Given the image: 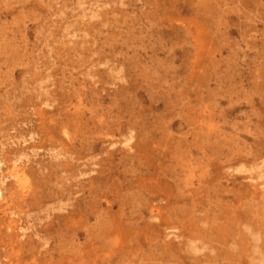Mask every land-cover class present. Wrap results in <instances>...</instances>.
<instances>
[{
    "label": "rangeland",
    "instance_id": "1",
    "mask_svg": "<svg viewBox=\"0 0 264 264\" xmlns=\"http://www.w3.org/2000/svg\"><path fill=\"white\" fill-rule=\"evenodd\" d=\"M76 90L115 129L93 152L70 139L87 110L59 126ZM176 152L193 221L166 216ZM13 194L38 200L15 214ZM59 229L50 264H264V0H0V249Z\"/></svg>",
    "mask_w": 264,
    "mask_h": 264
},
{
    "label": "bare ground",
    "instance_id": "2",
    "mask_svg": "<svg viewBox=\"0 0 264 264\" xmlns=\"http://www.w3.org/2000/svg\"><path fill=\"white\" fill-rule=\"evenodd\" d=\"M103 24H101L102 26ZM156 71H154L155 73V77L156 79L160 80L161 78H164L167 76V74H172L171 72L168 71V69H159V68H155ZM86 75H90L91 79L93 78V71L86 70L85 72ZM63 77H61L62 79ZM62 83L61 80H59V83ZM71 83H73V81H70ZM94 82V81H93ZM74 93V92H73ZM75 109L74 112H76L75 115L68 117V115H66L64 112V114L62 115V118H60L59 120V126H64L67 125L70 121H75L78 120L80 117L77 116V112L80 111V113H83L85 110H87L90 115H91V129H88L89 131L85 134L84 129H82V125L77 124V126H74L72 129V133L70 134V139L72 140L73 143H77L79 147H82V141H84V146L86 151H91L93 152L94 150L97 149V147H95L96 142L101 141V140H105L106 138H112L114 136L115 133V129L112 130L111 127L108 125V122L106 123V118L104 117V114L99 115L98 114V108H96V106H94V103L91 101H88V99H86V95L85 93L76 90L75 91ZM63 101L61 100V98H57V97H52L51 98V102H50V106L51 107H56L57 105L61 104ZM70 103H72V101H69ZM98 107V106H97ZM105 118V119H102ZM111 118H114L115 120L118 119V115L117 116H112ZM97 120V122H95ZM113 124H117L114 121H111ZM198 124L200 125H196L194 126L195 128H197L195 130V135L197 137H199L200 142L202 140L205 139V132H204V121L200 120L198 121ZM117 126V129H119L120 127H118V125H113ZM45 132L47 133H51V129L49 127H46V125H43ZM68 128V127H67ZM94 128V131H93ZM194 128V129H195ZM92 130V131H91ZM96 135V136H95ZM85 137V139L83 140V138ZM80 138V140H79ZM59 140V139H56ZM60 141V140H59ZM79 154L78 149H73L71 151H66L63 155L66 158H70V159H77V156ZM80 155V154H79ZM173 160L175 159V166H174V173H173V180L175 183V187L174 189L177 191V188L179 190V193H177L176 195L173 196H167L165 201H166V205H167V210L168 214L166 215L167 217L171 218V219H187V220H195V216L193 215V210H194V204L196 202V192H194V188L192 187V183H191V174H188V165L186 164V160L184 158V153H173L172 155ZM58 165V163L56 164ZM59 165H61V163H59ZM54 174L55 177H53L52 175ZM57 174L58 171H54L52 174H50V178H49V183H51V178H53L54 180H57ZM199 179L202 178H198V187L201 186L203 188H205L207 185H205L204 182L200 181ZM61 181L59 182V186H60V192H62L63 190H65V186L66 185H61ZM189 185H191V188L193 189H188ZM148 187V186H146ZM49 189V188H48ZM46 194L44 195L41 194L39 200H42L44 198H50L52 196L55 195L54 191H48ZM146 191H148L149 194H153V190L151 188H145ZM47 193L49 195H47ZM38 197H35V195H32V197H19L16 194L11 195V197H9V201L10 204L13 205V211L12 213L15 214H20L21 212H23V206L28 207L33 203H36V201ZM170 199H172V202L170 203ZM48 228V226H43L41 228L43 235L46 234V229ZM199 229V228H198ZM40 230V231H41ZM200 230V229H199ZM37 231V230H36ZM34 232V235H38V232ZM55 233L53 234V236H50L51 238H41V240H43L42 243H40L39 241H33L32 238L29 237L28 240H19L17 238H15L14 240H12L8 245L4 246V249L2 247V249H0V258H6L8 257V253L12 252L13 255L15 254V259L17 261V264H30L29 262H27L26 260V256H35V253L38 254L37 257L34 258V264H50L51 260H52V255L51 252H49V250L51 249V244H53L55 242V246H60L59 247V251L63 252V247L66 241L65 235L63 233V231L61 229H59L58 231H54ZM100 238H101V243L103 246H108L109 245V240L107 239L104 233L100 234ZM51 240V242H47V240ZM38 246H42L40 250H37L36 247ZM11 250V251H9ZM264 242L262 241L260 243V247H259V254H260V258L263 259L264 256ZM63 258V255H60V259ZM138 259L140 260H145L144 256H138ZM39 260V261H38ZM45 261H47L45 263ZM129 262L128 258H123L121 257V259L117 260V261H113L111 259H108L106 264H123V262ZM26 262V263H25ZM0 264H4L1 259H0ZM129 264V263H128ZM131 264V263H130Z\"/></svg>",
    "mask_w": 264,
    "mask_h": 264
}]
</instances>
